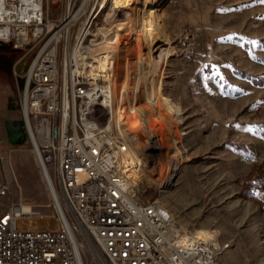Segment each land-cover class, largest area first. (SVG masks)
Masks as SVG:
<instances>
[{"label":"rangeland","instance_id":"1","mask_svg":"<svg viewBox=\"0 0 264 264\" xmlns=\"http://www.w3.org/2000/svg\"><path fill=\"white\" fill-rule=\"evenodd\" d=\"M67 1L52 0V18L64 17ZM82 1L73 0L72 10ZM91 6L92 0L71 26L68 51ZM101 12L93 32L122 17L112 11L111 0ZM143 19L158 48L147 54L150 68L138 85L156 119L167 112L166 127L158 126L170 147L163 161L153 156L149 170L154 180L173 177L156 201L188 231L215 230L214 249L229 244L219 264H264V0H166ZM104 41L101 34L91 51L104 52ZM21 55L0 43V179L11 188L0 198V213L12 203L26 204L43 216L19 219L20 229L57 231L54 198L33 146L8 140L5 121L22 118V77L14 71L24 69ZM154 68L156 76L150 74ZM214 68L219 76L205 79ZM172 103L182 110L180 124ZM155 152V147L144 151ZM172 159L180 163L176 172Z\"/></svg>","mask_w":264,"mask_h":264},{"label":"built area","instance_id":"2","mask_svg":"<svg viewBox=\"0 0 264 264\" xmlns=\"http://www.w3.org/2000/svg\"><path fill=\"white\" fill-rule=\"evenodd\" d=\"M51 2L0 0V43L22 52L24 69H14L24 80L21 119L61 199L52 194L60 229H20L19 219L43 215L12 203L0 213V264H213L152 198L127 184L128 145L109 118L111 80L84 62L77 37L65 54L59 32L67 21L52 18ZM10 192L0 179V198Z\"/></svg>","mask_w":264,"mask_h":264},{"label":"bare ground","instance_id":"3","mask_svg":"<svg viewBox=\"0 0 264 264\" xmlns=\"http://www.w3.org/2000/svg\"><path fill=\"white\" fill-rule=\"evenodd\" d=\"M72 1H67V12L64 16V20L67 23L65 22L66 24L59 32L60 39L63 40L65 54L69 52L68 39L72 26L71 22L76 21L85 12L91 0H83L81 5L75 10L71 8ZM165 1L111 0L112 11L122 12L120 21L109 28L104 23L103 26H99L96 29V32H93L95 20L102 13L101 10L106 6L107 2V0H93L91 12L79 34H77L75 50L82 53L85 63L94 67L96 71L98 70L99 74L107 76V81L108 79L111 80L115 98L111 101L109 118L112 120L115 132L120 135V140L128 145V152L122 157L128 168L126 180L128 185L138 186L139 189V191L133 190L132 192L138 197L148 196L152 198L156 209L163 212L168 220L175 224L178 231L187 232L188 236L197 243V246L203 247L204 251L208 252L209 257L213 259V264H219L221 251L228 249L229 244H224L221 251H216L214 243L218 239V234L215 230H201L194 233L180 226L170 211L157 202L161 197L162 190L172 181L171 173L165 179L156 178L154 180L155 175L149 170L153 162V156H156L158 160H162L166 157L165 150L170 147L166 132H163L158 126V124H161L164 128L166 127L167 112L163 111L159 116L161 119H156L153 116L151 107L142 100L143 85H138L139 76L141 74L145 75L146 69L150 68L147 54L151 51H156L158 48L155 36L143 19V13L153 12ZM140 28H142V32ZM101 34L104 36L107 49L104 52L100 50L92 52L91 49L99 43ZM88 41L89 44H86ZM16 70H20V66H16ZM153 72H156V68L150 72L151 75L156 76V73L154 74ZM23 85L24 80L22 78V87ZM172 104L176 110L177 118H179L177 123L180 124L182 122V110L180 106L175 105V103ZM151 147H155L156 152L154 154H145L144 151ZM176 148L179 150L178 147ZM179 167L180 163L172 159L170 163L171 172L178 171ZM42 170L48 182L47 175L43 168ZM53 189L52 194L56 195L60 202L61 199H59L55 186ZM25 209L33 211L28 209L26 204Z\"/></svg>","mask_w":264,"mask_h":264},{"label":"water","instance_id":"4","mask_svg":"<svg viewBox=\"0 0 264 264\" xmlns=\"http://www.w3.org/2000/svg\"><path fill=\"white\" fill-rule=\"evenodd\" d=\"M8 140L13 145H23L27 142L24 121L20 119H8L5 121Z\"/></svg>","mask_w":264,"mask_h":264},{"label":"snow or ice","instance_id":"5","mask_svg":"<svg viewBox=\"0 0 264 264\" xmlns=\"http://www.w3.org/2000/svg\"><path fill=\"white\" fill-rule=\"evenodd\" d=\"M205 68H209L210 66L209 65H204ZM216 76H219V72L217 69H213V75L211 77H205V79H212V78H215ZM221 80L223 79V77L220 78ZM210 91V89H209ZM237 127H240L239 125H237ZM248 129H245V131H247Z\"/></svg>","mask_w":264,"mask_h":264}]
</instances>
